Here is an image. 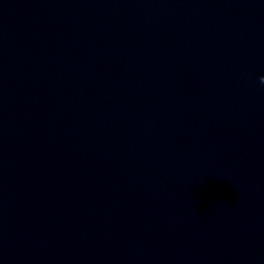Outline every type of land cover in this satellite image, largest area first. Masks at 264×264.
<instances>
[{
	"label": "water",
	"instance_id": "1",
	"mask_svg": "<svg viewBox=\"0 0 264 264\" xmlns=\"http://www.w3.org/2000/svg\"><path fill=\"white\" fill-rule=\"evenodd\" d=\"M264 0H0V264H264Z\"/></svg>",
	"mask_w": 264,
	"mask_h": 264
},
{
	"label": "clouds",
	"instance_id": "2",
	"mask_svg": "<svg viewBox=\"0 0 264 264\" xmlns=\"http://www.w3.org/2000/svg\"><path fill=\"white\" fill-rule=\"evenodd\" d=\"M261 84H264V76L260 77Z\"/></svg>",
	"mask_w": 264,
	"mask_h": 264
}]
</instances>
